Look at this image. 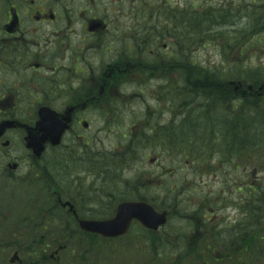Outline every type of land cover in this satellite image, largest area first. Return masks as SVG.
Returning <instances> with one entry per match:
<instances>
[{
  "label": "flooded vegetation",
  "instance_id": "1",
  "mask_svg": "<svg viewBox=\"0 0 264 264\" xmlns=\"http://www.w3.org/2000/svg\"><path fill=\"white\" fill-rule=\"evenodd\" d=\"M81 2L84 7L77 12L81 17H78L79 21L84 23L83 32L86 39H80L83 41L76 47L74 28L76 8H73L71 4ZM123 2H131L130 8L133 11L137 10L136 13L143 10L148 14L150 10L151 17L156 15L158 18H163L164 15L173 12L182 14L181 5H175L176 3L172 0H147L146 11L140 8L141 0H0V185L7 186L11 181L17 180L16 176L19 175L18 184L26 188L40 187L41 191L47 195L49 203L41 210L33 207L29 212H37L39 218L44 219L37 224H25L44 226L46 229L53 226L69 228L68 231L62 232L61 237H57L61 242L64 239L71 241L76 238L74 228L79 227L80 221L90 219L81 213V207L87 211L85 206L88 204L85 199L81 204L79 199L64 195L57 187L54 189L50 187L51 184H55L52 177L48 178L49 172L44 171L41 166L45 155L50 151L55 152L63 148L66 149L64 151H68L67 148L75 147V139L77 146H90L89 138L80 135L81 132L90 130L91 125L88 121L90 112L96 109L97 113L103 115L113 109V107L109 109L112 98L116 100L115 103L119 99L134 98L135 94L128 95L127 92H123L125 91L122 90L123 83L129 80L136 82L141 72L149 77H152L151 73L153 76L154 73L161 76L159 71L162 68L170 74V71L174 72L176 67H182L177 65V61L181 62L180 59L171 61V58L176 57L168 40L170 37H175H172L168 30L123 27L121 23L124 17ZM219 2L224 5L228 0H219ZM246 2L258 3L260 6L264 0H238V3ZM107 4L110 5L109 8ZM194 12L195 15L200 14L197 6ZM124 15L130 17L131 13L129 11ZM117 25L120 26L117 27ZM126 34H131L130 42L134 46V48L131 45L128 46L130 52L137 51L138 48H150L149 56L142 59L137 55V60L133 61L131 56L118 54L113 50L109 51L110 55H114L109 61L103 57L96 66L92 67L89 64L90 56L100 53L108 42L109 36H114L110 42L111 45L120 41L119 44L122 47L123 43L119 36ZM140 35H142L141 39H139ZM138 39L145 41L137 48ZM157 59L160 60L155 62ZM194 66L195 64H191V68L198 67ZM214 76L216 75L213 74V78ZM171 77L179 78L175 74ZM237 82H239L237 86L229 85L230 82L226 84L228 90L226 97L212 101L213 114L219 107L222 108H220L221 115L218 118L214 116L215 121H212L215 129L219 118L234 122L231 115L244 113L246 106H253V110L257 108L260 113L264 112V81L260 82L263 86V91L260 92L257 91L260 87L254 86V90L248 88L250 84L255 83L239 80ZM177 97L175 96L174 99ZM174 99L171 100V104H174ZM183 101L174 112L185 106ZM171 104L170 108L168 106L169 112L173 111ZM114 106L116 108V105ZM113 113L114 110H111V114ZM48 116L57 117L56 134L63 129L60 146L55 147L50 142L43 144L42 139L52 137V134L43 131L47 123L42 119ZM260 127L262 129L260 132L264 135V124ZM32 138L38 143L41 142V146L46 148L40 159L27 148L28 140ZM175 140L180 144L182 142L179 138ZM170 141L172 143L174 139ZM223 141H228L230 145L225 157L213 154L214 143L217 145L218 139L210 136L208 143L203 145L208 147L209 155L200 151L192 162L194 164L196 159L206 158V163L203 161L200 163L197 180L203 183V187H207L206 183L209 182L210 177V187L212 190L216 189L217 197L214 198L211 192L206 197H201L195 210L188 214V218L194 223L191 224L188 232H177L172 227L162 231L169 233L168 238L172 242L182 244L195 242L197 264H235V257L238 264H241V261L243 264H250V241L253 238V241H258L263 250L258 255L261 257L260 264H264V156L251 154V149L247 148L250 145L245 146L246 140L242 142L245 147L241 155L233 156L231 155L235 153L233 139ZM262 150L264 148L259 149V151ZM164 152L169 157L173 156L170 146H166ZM223 162L232 163V165L226 168V175L220 176L218 165ZM188 165L191 166L190 162ZM165 168L163 172L166 179L164 203L169 207L172 194L181 200L182 185L180 182L170 185L167 179L174 175L176 170L170 169V166ZM177 169H180V165ZM250 169L253 171L250 172ZM240 170L241 174L238 173ZM250 173L255 176L252 182L249 181L252 177ZM140 182L142 181L137 180L133 186L126 185L125 189L127 188L128 191L135 189V192L142 193L144 192L142 189H136ZM143 185L150 186L146 183ZM219 185L220 195H218ZM235 195H237V203L234 202V198H231ZM101 197L105 200V196L101 195ZM111 198L113 197L109 195V201L105 203V206L114 208L111 203L117 200L112 201ZM145 200L147 198L139 197L134 201ZM68 203L73 206L72 210L68 207ZM103 205L104 203L101 204L102 207ZM168 211L169 221H171L173 215L177 216V211L175 209ZM252 223H254V229L251 228ZM135 227L141 241L148 242L154 238L153 232L134 223L129 233L116 241L127 240ZM77 231L85 240H99L97 242L106 243L105 239L97 235ZM45 239V237L40 238L41 241ZM48 240L51 239L48 238ZM56 247L58 250L61 246ZM44 253L46 257H43V263L55 260V255L60 252L55 251L50 256ZM10 264H24V258L18 254V258L14 263L10 261ZM35 264L42 263L36 260Z\"/></svg>",
  "mask_w": 264,
  "mask_h": 264
},
{
  "label": "rangeland",
  "instance_id": "2",
  "mask_svg": "<svg viewBox=\"0 0 264 264\" xmlns=\"http://www.w3.org/2000/svg\"><path fill=\"white\" fill-rule=\"evenodd\" d=\"M185 1L186 5H184ZM172 2L176 3L175 5H181L182 14L173 12L164 15L163 18H158L156 15L151 17L150 10L148 14L143 10L136 13L137 10L133 11L130 8L131 2H123L124 17L121 23L126 28H164L168 30L172 37H175H170L168 43L174 50L175 57L181 61L179 63L177 61V65L182 67H176L174 72L170 71V74L162 68L159 71L161 76H157V73L153 76L151 73L152 77H149L141 72L137 76V83L130 80L123 83L122 90H125L123 92H127L128 95L135 94L134 98L119 99L117 103L112 98L109 109L113 107L111 109L114 110L113 114L111 110L103 115L97 113L96 109L90 112L88 115L90 130L80 133L81 136L89 138L90 146H77L75 139V147L67 148L69 153L64 151L66 150L64 148L55 152L50 151L45 155L41 164L44 171L49 172L52 177L55 184H51L52 189L57 187L64 195L79 199L81 204L84 203V199L87 201L88 205L85 206L87 211L81 207V213L90 219L100 220L111 217L108 212H113L115 208L105 206V203L109 201V195L113 197L117 194H125L128 200H132L130 193L138 196L146 194L150 199L153 197L152 201L156 202L153 204L162 210L165 203L155 197L157 196L155 191L163 190L166 180L163 172L165 167L169 166L170 169L176 170L175 174L167 179L170 185L176 182L182 185L181 200L173 194L170 199V202L174 199L180 211L186 209L189 212L195 209L201 197H206L210 192L216 198V189L212 190L210 187V177L209 182L206 183L207 187H203V183L197 180L200 163L201 161L206 163V158L196 159L193 166L191 161L200 151L209 155L208 147L203 145L208 143L210 136L218 139V144L214 143L213 154L225 157L230 145L228 141H223L222 135L224 136V133L230 131V128L235 125L240 129L244 126L243 133L238 132L237 136L246 137L245 146L250 145L247 148L251 149V154L264 156V150L259 151L264 148V135L260 132L262 130L260 125L264 124V112L260 113L257 108L253 110V106H246L243 122L237 124V120L232 122L219 118L217 128L212 126V121H215L214 116L218 118L222 109L219 107L213 114L212 101L226 97L227 83L238 80L264 81V2H261L260 6L258 3L252 4L251 2L238 3V0H228L224 5L219 0H182L180 2L172 0ZM146 3L147 0H141L140 8L145 11L148 9ZM71 6L76 8L74 28L77 47L86 39L83 32L84 23L79 21L80 15L77 12L78 9H83L84 5L81 2L73 3ZM195 6L200 13L196 14L197 16L194 14ZM109 7L110 5L107 4V8ZM129 11L131 16L126 17L124 13ZM113 37V35L108 37V42L98 55L90 56L88 62L92 67L100 63L103 57L106 61L112 59L114 55H110L109 51L113 50L118 54L131 56L133 61L137 60V55H139L138 58L144 59L150 54V48H138L145 41L139 40L142 35L138 39V50L133 52L128 49L129 45L133 46L130 42L131 34L119 36L123 43L122 47L119 44L120 41L115 42L114 45L110 44ZM191 64H195L194 67L198 66V69L191 68ZM210 72L212 73L211 78V74L208 75ZM174 74L179 78H172ZM213 74L217 77L213 78ZM204 76H207L205 77L206 82L202 80ZM201 82L205 83L206 88L212 89L211 92H202L205 87L200 89V86L204 84ZM190 83H194L192 88L189 86ZM174 95L180 96L174 99ZM181 97L185 100L183 101ZM173 99L174 104H171ZM182 101L185 102L186 107L183 106L179 111L174 112ZM170 104L173 111L169 112ZM235 111L238 113L237 109ZM231 117L234 118L233 115ZM251 120L255 123H251ZM181 121H186V123L176 124ZM169 134L182 141L181 144L175 141L174 145L178 147L175 149L176 152L172 153V157L164 152L171 139ZM257 134H259V139L253 138ZM143 135L146 138L142 139ZM233 143L235 147L239 145L237 142ZM119 155L122 157L117 159ZM187 156H191V161L185 158ZM152 159L154 162H151ZM178 165L180 169H177ZM231 165L232 163H219L220 176L225 174L226 168ZM251 171L253 169H250ZM238 173L241 174L242 171ZM250 175L252 177L249 181L252 182L255 176L252 173ZM16 177L17 180L11 181L7 186L0 185V219L3 220V224L0 225V264H10L16 251L24 258V264L25 262L35 264L36 260L42 264H50L46 261L43 263L42 259L46 257L44 252L50 256L58 251L56 246L61 243L57 237L61 236L63 229L61 230L58 226L39 229L37 232L39 238L46 235V241L43 240L40 247H36L38 243L35 242L38 241L23 238L21 235L23 231L17 232V235L10 234L11 226L17 227L24 220L34 222V219H37L38 213L29 212L30 209L37 207L41 210L46 207V203L48 205L47 195L41 191L40 187L26 188L18 184L19 175ZM137 180L142 182L137 184L139 186L136 189H142L144 192L137 193L135 189L130 188L131 191L125 189L126 185H135ZM144 183L150 186L147 187L143 185ZM218 190V195H220V185ZM101 195L105 196V200ZM122 198L125 199V197ZM231 198H234L235 203L238 202L237 195ZM161 199L163 200V195ZM90 201L92 204H89ZM120 202L121 200L111 204L116 207ZM177 208L175 206V209ZM168 227L174 228L177 232H187L190 223L186 219H175L169 222ZM163 233L160 234L168 238L169 233ZM160 240L163 239H154L155 252L159 251ZM97 241L99 240H85L80 233H77L76 238L68 243L70 246L66 252L58 253L55 255V260L51 262L58 264H172L173 262L170 257L171 251L166 250L165 255L159 259H157L158 254L146 253L144 249L147 242L139 239L137 227L134 231L132 229L131 236L127 240L103 244ZM92 243L103 246H93ZM29 246L33 247L25 256L24 250ZM179 264H185V260Z\"/></svg>",
  "mask_w": 264,
  "mask_h": 264
},
{
  "label": "water",
  "instance_id": "3",
  "mask_svg": "<svg viewBox=\"0 0 264 264\" xmlns=\"http://www.w3.org/2000/svg\"><path fill=\"white\" fill-rule=\"evenodd\" d=\"M55 121V116L47 117L45 123L48 126L45 130L49 134H52L51 139L54 145H58L60 142L58 136L61 130L57 134L55 133L57 130ZM30 141L29 148L33 149L36 156L41 157L44 148L32 145V142L39 144L35 139H30ZM133 220H139L149 229L157 230L166 223V214L157 213L152 206L146 203H124L119 206L114 219L109 221H81L80 226L86 232L100 234L107 238H116L127 232Z\"/></svg>",
  "mask_w": 264,
  "mask_h": 264
},
{
  "label": "trees",
  "instance_id": "4",
  "mask_svg": "<svg viewBox=\"0 0 264 264\" xmlns=\"http://www.w3.org/2000/svg\"><path fill=\"white\" fill-rule=\"evenodd\" d=\"M179 58H176V60H178ZM202 80H204V82H206L205 80H207V79H205V76H204V79H202ZM204 82H201V83H204ZM189 86L192 88L193 86H194V83H190L189 84ZM201 87H205V88H203V91L202 92H204V93H206V92H211V90L212 89H210V88H206V85H205V83L203 84V85H201L200 86V89H201ZM231 90L229 89V92H230ZM219 99H221V98H219ZM204 116H205V114H204ZM234 116V120L236 121L237 120V124H239V122H243L244 121V116H243V113H241V114H238V115H233ZM204 119V118H203ZM205 121V120H204ZM250 122V121H249ZM183 123H186V121H181L180 123H176V124H179V125H182ZM251 123H255L253 120H251ZM256 127H258L257 126V124H256ZM245 129H244V126L240 129V128H238V126L237 125H235L234 127H232V128H230V131H227V133H224L225 135H224V138H226V137H228V136H230V137H232L234 140H236L237 142H239L240 143V145H242L243 143V140L246 138V137H238L237 136V133L239 132V133H243V131H244ZM146 136H147V133H146ZM169 136H170V138L171 139H174V141H172V143H171V141H170V143L167 145V146H170V149H171V151L172 152H176L175 151V149L178 147V146H176V145H174V143H175V137H174V135H172V134H169ZM174 137V138H173ZM182 137V136H181ZM253 138H255V139H259V134H257V135H254V137ZM177 142V141H176ZM164 151H165V149H164ZM122 156H118L117 157V159H119V158H121ZM117 161H121V160H117ZM49 178L51 179V177L49 176ZM106 180H108V179H106ZM107 187H109V186H107ZM155 190H157V189H155ZM162 191V190H161ZM155 195H157V196H155L157 199H158V197H159V194H161V192L159 193V192H157V191H155ZM119 196H124V195H122V194H117V197H119ZM158 203V202H157ZM89 204H92L91 203V201L89 202ZM159 207H160V204H159ZM108 214H109V216H111V214H112V212L111 213H109L108 212ZM37 219H34V222H28L27 220H24L23 222H25V223H39V222H41V221H43V217H41V218H39V216L37 215V217H36ZM42 227H40V226H24V225H19V226H17V227H13V226H11V235H17L16 233L17 232H19V231H24V232H26L27 233V235H22V237H27L28 236V238L29 239H33V241H35V239H36V235H37V232H38V230L39 229H41ZM163 237V238H162ZM158 238H161V239H163V240H160L159 242H161V244H160V246H159V251L158 252H155V250H154V247H155V244H153V243H151V249H152V251H153V253H155V254H158V257H157V259H159V258H161V257H163L164 255H165V253H166V250H168V251H171L172 253L170 254V257L172 258V257H174V259L172 260L173 262H172V264H179L181 261H183V260H185V264H197L196 263V251H197V248H196V246H195V244H187V245H185V248H182V243H178V242H172L169 238H167V237H164V236H161V237H158ZM39 244V243H38ZM37 246V245H36ZM33 247V246H32ZM250 248H251V253L253 254V253H261V251H260V247H259V245H258V243H255L254 241H251V246H250ZM171 249H173V251L171 250ZM28 251H31L30 250V248H28ZM179 253H182L181 254V256H179ZM154 258V257H153ZM258 261H259V259H257L256 258V256H251V259H250V264H258ZM243 264V263H242Z\"/></svg>",
  "mask_w": 264,
  "mask_h": 264
}]
</instances>
